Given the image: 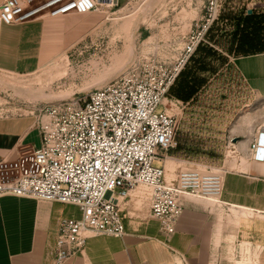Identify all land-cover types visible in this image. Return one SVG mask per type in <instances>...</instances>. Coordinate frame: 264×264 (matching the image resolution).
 <instances>
[{
    "label": "built area",
    "instance_id": "1",
    "mask_svg": "<svg viewBox=\"0 0 264 264\" xmlns=\"http://www.w3.org/2000/svg\"><path fill=\"white\" fill-rule=\"evenodd\" d=\"M115 1L110 0L112 5ZM110 2L3 0L0 35L3 25L102 11ZM218 2L209 0L205 19L192 27L179 62L148 60L85 97L38 108L39 148L0 161V197L54 201L80 210V218L60 222L54 264L82 254L90 237L124 236L121 203L140 187L146 189L150 214L159 220L160 232L167 238L175 233L183 214V195L219 199L220 172L191 169L169 177L167 160L178 147L177 120L164 107L184 64L205 40ZM245 154L264 162V128L256 132Z\"/></svg>",
    "mask_w": 264,
    "mask_h": 264
},
{
    "label": "rangeland",
    "instance_id": "2",
    "mask_svg": "<svg viewBox=\"0 0 264 264\" xmlns=\"http://www.w3.org/2000/svg\"><path fill=\"white\" fill-rule=\"evenodd\" d=\"M208 4L117 0L104 5L98 27L35 73L0 71V114L37 113L45 105L85 97L148 60L179 62L186 37L205 19ZM212 20L164 100L177 120L178 147L166 165L172 178L182 170L224 173L241 164L250 140L264 128V99L234 65L245 52L264 51V0H219ZM145 191L132 193L138 212L149 210ZM215 259L216 264L256 262L255 251L233 237L224 240Z\"/></svg>",
    "mask_w": 264,
    "mask_h": 264
},
{
    "label": "crops",
    "instance_id": "3",
    "mask_svg": "<svg viewBox=\"0 0 264 264\" xmlns=\"http://www.w3.org/2000/svg\"><path fill=\"white\" fill-rule=\"evenodd\" d=\"M104 12L103 7L102 11L3 25L0 71L35 73L98 27ZM234 65L264 99V51L239 55ZM40 143L38 113L0 114V161L30 154ZM246 157L222 173L219 199L181 197L184 211L169 238L160 232V222L150 210L138 212L131 195L121 203L126 234L90 237L84 252L64 264H216V253L228 237L255 251L256 262L249 264H264V162ZM80 217L74 205L0 197V264H54L61 220Z\"/></svg>",
    "mask_w": 264,
    "mask_h": 264
},
{
    "label": "trees",
    "instance_id": "4",
    "mask_svg": "<svg viewBox=\"0 0 264 264\" xmlns=\"http://www.w3.org/2000/svg\"><path fill=\"white\" fill-rule=\"evenodd\" d=\"M255 52H259V51H252V52H245L244 54H249V53H255Z\"/></svg>",
    "mask_w": 264,
    "mask_h": 264
},
{
    "label": "water",
    "instance_id": "5",
    "mask_svg": "<svg viewBox=\"0 0 264 264\" xmlns=\"http://www.w3.org/2000/svg\"><path fill=\"white\" fill-rule=\"evenodd\" d=\"M103 2H110V0H102ZM251 12V11H250Z\"/></svg>",
    "mask_w": 264,
    "mask_h": 264
},
{
    "label": "bare ground",
    "instance_id": "6",
    "mask_svg": "<svg viewBox=\"0 0 264 264\" xmlns=\"http://www.w3.org/2000/svg\"><path fill=\"white\" fill-rule=\"evenodd\" d=\"M111 3V2H110ZM141 188V187H140Z\"/></svg>",
    "mask_w": 264,
    "mask_h": 264
}]
</instances>
